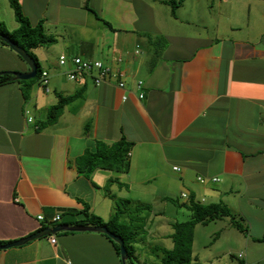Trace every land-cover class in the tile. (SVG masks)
Returning a JSON list of instances; mask_svg holds the SVG:
<instances>
[{
	"label": "crops",
	"instance_id": "obj_1",
	"mask_svg": "<svg viewBox=\"0 0 264 264\" xmlns=\"http://www.w3.org/2000/svg\"><path fill=\"white\" fill-rule=\"evenodd\" d=\"M19 1L33 25L43 21L58 39L33 49L51 72V92L38 82L26 98L19 82L0 86V242L59 224L89 225L91 216L109 222L116 205L129 200L120 221L131 224L137 208L148 205L138 225L148 230V246L172 248V222L179 220L164 207L178 194L180 203H223L234 214L202 224L215 228L206 244L193 246L196 260L264 264V0H184L176 16L165 0ZM0 17L10 31L19 27L10 0H0ZM61 27L83 29L85 38L76 32L81 48L63 40ZM90 33L98 34L93 49ZM62 53L109 64L123 58L128 100L114 84L69 80L70 65H59ZM0 71H30L1 40ZM80 91L56 123L44 126L60 95ZM123 135L134 142L130 171L79 173L76 161L86 150ZM57 213V223L38 218ZM71 232L52 234L56 244L48 235L0 249V264H123L104 233ZM136 254L139 264H161L157 255Z\"/></svg>",
	"mask_w": 264,
	"mask_h": 264
},
{
	"label": "trees",
	"instance_id": "obj_2",
	"mask_svg": "<svg viewBox=\"0 0 264 264\" xmlns=\"http://www.w3.org/2000/svg\"><path fill=\"white\" fill-rule=\"evenodd\" d=\"M183 1L184 0H165L166 3L172 6V13L174 16L177 15L176 11ZM10 2L14 9L19 27L13 31H10L0 17V40L4 44L9 45L2 37L3 35H7L20 46L24 47L36 60L38 64V73L35 78L29 80H17L15 79L14 75L6 72L4 75L0 76V86L10 82H19L24 85V96L27 98L30 95L32 86L39 82V77L42 71L38 56L33 52V49L40 46H51L56 42V38L46 33L43 21L39 22L37 25H33L31 23L30 19L25 15L19 0H10ZM164 44H166L165 41ZM156 63L157 61H155L153 64L155 65ZM81 94L82 92L80 91L69 96L60 95L58 103L50 107L48 119L44 122V126L56 123L59 117L62 115L65 106L71 101L80 97ZM133 146L134 142L128 140L125 135H123L121 139L112 143L100 140L97 142L96 150H86L84 154L78 157L76 163L79 173L91 175L96 169L128 172L130 171L131 167L130 152ZM168 199L175 204H183L186 206L192 212L191 219L186 221L172 222L173 233L170 235V237L173 240L174 247H159L154 248L153 250L159 252L157 256L160 258L161 264H202L200 261L196 260L193 255L196 226L198 224L207 225L217 219L233 217V214L231 213L229 207L223 203L204 204L197 202L194 199H190V202L187 204L180 203L179 200L176 199V201L175 198ZM129 203V200L123 201L122 204L118 203L116 205V212L112 220L109 222H103L101 218L97 216H91L88 221L85 222V224L107 226L112 232L121 236L124 239L125 247L127 248L130 255L128 264H134V262L131 260V257L136 251L135 244L138 242V240L135 238L136 233L132 231L130 224H125L120 221V216L127 211ZM124 206L126 207V210L124 209ZM147 207L149 208L148 205L141 206L137 208L136 212H138L140 209H146ZM237 224L238 222H236V225ZM238 227L244 229L241 224H238ZM104 235H106L112 241L118 254H120L119 243L114 241L107 234ZM0 243L4 244L8 242ZM130 244L132 250L129 247Z\"/></svg>",
	"mask_w": 264,
	"mask_h": 264
},
{
	"label": "built area",
	"instance_id": "obj_3",
	"mask_svg": "<svg viewBox=\"0 0 264 264\" xmlns=\"http://www.w3.org/2000/svg\"><path fill=\"white\" fill-rule=\"evenodd\" d=\"M137 52H139L137 50ZM123 58H118L117 61L113 64L104 62L101 59H85L81 56H69L66 53H62L59 57V65L66 67L70 65V69L67 71V77L69 80L82 82L86 79H89L95 86L100 87L105 84H114L118 88L124 91L122 95V100H128V74L121 66ZM39 84L42 85L46 92H51V73L49 70L44 69L41 71L39 77ZM144 82L142 80H137L136 89L139 93V98L144 97ZM29 121H33L29 117ZM175 170H180L178 166L174 167ZM199 181L204 182L205 178L199 176ZM214 181L219 180V178H213ZM181 197L188 200L190 194L188 192H182ZM61 214L57 213L50 219H46L44 215H39L38 218L44 222L57 223L61 219ZM50 240L53 244H56L57 238L56 235H51ZM242 257V254H240ZM67 264H72L71 261H67ZM216 264V263H214Z\"/></svg>",
	"mask_w": 264,
	"mask_h": 264
},
{
	"label": "rangeland",
	"instance_id": "obj_4",
	"mask_svg": "<svg viewBox=\"0 0 264 264\" xmlns=\"http://www.w3.org/2000/svg\"><path fill=\"white\" fill-rule=\"evenodd\" d=\"M61 30L62 31H64L63 32V35H64V37H63V40L64 41H68V39H70L71 40V42L72 43H76L79 47L81 46V42H83L81 39H80V36L77 34V33H79V34H82V36H83V38H85L84 37V34H83V29L82 28H77V27H72V28H63V27H61ZM192 32L193 31H195V30H197V28H195V27H192ZM77 32V33H76ZM47 33V32H46ZM48 34V33H47ZM94 34V33H93ZM89 34V36L87 37L88 39V42H87V46H89V47H91L92 49L94 48V45H96V41H98L97 40V36H98V34ZM55 38H56V42H57V37L55 36ZM90 38V39H89ZM56 42H55V44H56ZM54 44V43H53ZM52 44V45H53ZM86 46V47H87ZM81 48V47H80ZM61 49V47L59 46V48H55V50H60ZM74 49V48H73ZM87 50L88 48H84V50ZM79 54V53H78ZM77 54V55H78ZM61 55V54H60ZM60 55H59V57H60ZM73 56H76V55H72L71 57H73ZM84 57H89V56H84ZM103 59V58H102ZM43 61H41L40 62V64H41V67H42V65H43ZM45 65V64H44ZM51 73V72H50ZM142 77V76H141ZM140 80H142V79H140ZM143 81V80H142ZM144 82V81H143ZM144 85H145V83H144ZM34 88H36L37 87V85H34L33 86ZM63 114V113H62ZM178 194H175L173 197L175 198V200L177 199V198H179L178 196H177ZM178 200V199H177ZM176 200V201H177ZM120 204H122V202L120 203ZM156 205H158V206H161L162 204H156ZM172 205H174V206H176L175 204H169V208L167 209V208H165L164 207V209H166L167 210V213H169V214H174V216H176L177 217V219L179 220V221H186V220H189V219H191V216H190V212L187 210V209H176V207H174V209H172L171 208V206ZM133 205H131V207H132ZM174 210H179V213H176ZM231 211V210H230ZM139 215L135 218L134 217V219H132L131 221H132V223L130 224L131 225V229H132V231H134L136 234H135V238L138 240V243L137 244H135V253H134V255L131 257V260L132 261H134V263L135 264H139L138 263V260H137V254H136V252H138L139 253V255H138V257H139V259H145L146 257H150V258H154V257H156V255L159 253V252H157V251H154L151 247H149L148 245H150L149 243H148V240L150 239V236H149V239H147V231L148 230H144V228H142L141 226H138V225H142V224H144V220H146L145 219V216H146V214H147V211H146V209H140L139 211ZM231 213H232V211H231ZM233 214V213H232ZM234 215V214H233ZM218 220V219H217ZM121 222H122V218H121ZM123 223V222H122ZM201 226V231H199L198 230V232H197V241L194 243V245H195V247H196V249L197 248H201L204 244H206L207 242H208V237H209V235H210V233H211V231L215 228V224H212V225H210L209 227H204L202 224L200 225L199 224V226H198V228ZM208 226V225H207ZM155 237H157V236H155ZM194 238H195V235H194ZM137 245H139L140 247H142V249H144L143 251H142V253H141V251L138 249V246ZM129 247H130V249H131V244L129 245ZM146 247H147V249H146ZM174 247V246H173ZM216 247L217 248H219V249H222V246L219 244V246L218 245H216ZM155 248H159L158 246H156ZM132 250V249H131ZM215 251V247H214V249H213V251H211V252H214ZM207 256V255H206ZM209 260L207 259V258H205V260H204V258L202 259V263H204V264H209L210 262H208ZM220 263V262H219Z\"/></svg>",
	"mask_w": 264,
	"mask_h": 264
},
{
	"label": "water",
	"instance_id": "obj_5",
	"mask_svg": "<svg viewBox=\"0 0 264 264\" xmlns=\"http://www.w3.org/2000/svg\"><path fill=\"white\" fill-rule=\"evenodd\" d=\"M4 41L9 44V46L16 51L30 66V71L28 72H16V71H0V76L4 75L6 72L14 75L17 80H29L35 78L38 73V64L36 60L30 55V53L22 46H20L17 42L12 40L9 36L3 35ZM61 231H94L107 234L114 241L118 242L120 245V255L123 261V264H128V260L130 259V255L128 253L127 248L125 247L124 239L118 234L112 232L107 226L102 225H69V224H59L54 227L45 228L36 233H33L27 237L21 238L19 240L10 242V243H0V249H6L15 246H22L26 243L33 241L38 238H42L48 235L57 234Z\"/></svg>",
	"mask_w": 264,
	"mask_h": 264
},
{
	"label": "clouds",
	"instance_id": "obj_6",
	"mask_svg": "<svg viewBox=\"0 0 264 264\" xmlns=\"http://www.w3.org/2000/svg\"><path fill=\"white\" fill-rule=\"evenodd\" d=\"M92 60H94V59H92Z\"/></svg>",
	"mask_w": 264,
	"mask_h": 264
}]
</instances>
